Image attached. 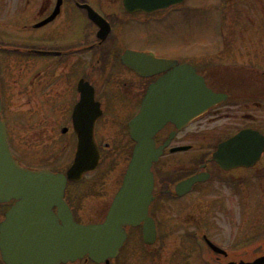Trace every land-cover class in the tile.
Returning <instances> with one entry per match:
<instances>
[{
	"label": "flooded vegetation",
	"instance_id": "1",
	"mask_svg": "<svg viewBox=\"0 0 264 264\" xmlns=\"http://www.w3.org/2000/svg\"><path fill=\"white\" fill-rule=\"evenodd\" d=\"M4 1L0 0V4ZM19 2V7L17 6L15 10L10 9L13 13L6 16L8 23L2 25V29H5H0V70L18 69L23 65L34 69L36 113H74L77 104L84 97L93 96L94 105L104 113L96 128L98 145L102 150L110 144L99 140V133L104 131L107 125L112 127L117 115H124L125 110L122 106L133 107L138 111L148 87L163 74L142 76L135 70L133 62L131 64L124 62L123 55L128 51L153 54L160 58L176 59L179 63L192 64L209 88L227 96V99L209 108L204 119L208 116L212 122L231 120L229 131L233 134L246 128L263 130L264 78L258 76L264 74V71L250 66L247 61L231 60L235 53H243V43H238L237 40L244 38L241 37L242 24L232 25V22H235L232 18L236 12L232 14L229 9L235 7V4L228 3V0H214L212 4L210 3L211 6L226 7L230 11L228 14L225 13L222 22L228 28L227 31L231 32V42L228 43L233 48L227 49L223 46L219 58L227 61L219 62L220 64L213 63L210 59L194 57L191 60L182 56L169 57L159 54L181 52L178 50L180 37L177 35L176 39H170L166 38V35L178 25L176 23L182 22L185 10L187 13L192 10V14L202 12L199 5L190 4L189 0L154 12L130 10L125 0H19ZM16 5L14 0L9 4L14 7ZM0 11L3 12L4 9L0 8ZM53 15L55 16L52 18ZM241 19L243 15L240 14L236 22L241 23ZM171 20L176 23L170 22ZM238 33H241V36ZM140 40L148 44L137 45ZM182 44H185V39L182 40ZM82 112L95 113L90 110ZM110 113L116 116L108 117ZM124 121L128 125V119ZM200 121L201 119L194 121L191 126L195 127ZM101 124L103 129L100 128ZM175 129L173 124H168L162 133L157 135V144L164 143ZM62 133L60 131V134ZM182 133L184 129L176 132L165 154H170L171 147L181 145L179 140L183 139ZM198 137L199 132L191 139ZM124 141L125 143L120 144H126L122 146L128 147L130 143L126 139ZM67 143L71 144V140ZM251 170H254L255 175L257 173L258 176H262L264 164L260 163L253 169L236 168L228 171L225 183L228 181L230 188L244 185L248 171ZM210 179L194 186L200 196L208 193V190L202 189V185L208 183ZM175 186L168 177L157 178L155 201L164 196L175 198ZM260 192L262 193L259 196L260 204L255 210L248 205L245 206L248 194L246 199L241 194L243 202L241 201L239 207L242 211L240 213L246 215L245 221L241 223L243 226L240 227L241 237L229 243L225 249L227 253L213 252L208 256L209 259L203 263L201 261L200 264H254L258 258L264 256V190ZM12 204L13 202L7 204L6 210L0 209V222ZM157 207L162 208V205ZM251 213L258 215L255 222L249 221ZM158 239L159 233L155 243ZM84 260L86 263L91 261L88 258ZM0 264H5L1 257Z\"/></svg>",
	"mask_w": 264,
	"mask_h": 264
},
{
	"label": "rangeland",
	"instance_id": "2",
	"mask_svg": "<svg viewBox=\"0 0 264 264\" xmlns=\"http://www.w3.org/2000/svg\"><path fill=\"white\" fill-rule=\"evenodd\" d=\"M213 1L189 0L190 4L199 5L200 8L204 7V12L192 14V10L189 13L185 10L182 22L176 23L171 20L170 22L178 25L173 27L166 38L176 39L178 35L181 39L178 50L181 52L159 54L169 57L182 56L191 60L194 57L210 59L213 63L227 61V59H220L219 53L222 52L223 46L227 49L233 48L228 43L231 42V32L227 31L228 28L222 22L225 13L228 14L231 10L232 14L236 12L232 18L235 19L232 25L234 23L242 24V36L241 33L238 35L244 38V40H237L238 43H243V53H235L231 60L247 61L250 66L264 71V0H234L235 7L229 10L226 7L211 6L210 3L212 4ZM14 2L17 3L16 7L9 6L13 0H5L3 4H0V8L4 9L3 12L0 11V29L3 24L8 23L6 16L13 13L10 11L19 7V0H14ZM240 14L243 15V19H241V23H238L236 19ZM32 33L33 31L30 34ZM183 39H185L184 45L182 44ZM147 44L143 40L137 42L139 46ZM33 74L34 69L28 66L24 67V65L18 69L0 70V97L5 102L4 113L11 134V147L14 153L23 160V163H26L25 166L48 165L43 167H52L62 171L72 160L69 155L73 158L76 150V137L71 118L68 113L35 112L34 102L37 98L33 94ZM258 77L264 78V74L262 73ZM37 107L40 109L39 106ZM122 109L125 110L124 115L116 116L110 113L108 117L116 116L113 121L114 125L112 127L107 125L105 130L99 133L101 141L111 145L109 149H105L108 155L104 164L102 163L95 172L85 175L79 184L71 183L69 185L68 198L72 202L79 222L103 221L113 195L121 185L131 153L130 148L122 146H126V144H120L125 143L124 137H127L125 135V133L127 134V123L124 119H129L132 114L137 112V109H133V107L122 106ZM230 122L232 121L228 119L212 122L207 116L195 127L186 128L181 134L183 139L179 140V143L192 145L193 148L181 152L175 157L169 155L161 164L154 167L158 178H161L160 174L162 177H168L175 181L183 178L190 171H198L202 164L207 163L213 177L211 181L202 185V189L208 190L205 196H200L197 190L184 199L157 200L156 205H162V209L154 208L151 215L158 221L160 229L158 241L152 246H147L141 242V227L130 230L128 246L126 244L117 264H200L201 261L203 263L209 259L208 256L211 254L204 243V235L222 247H227L235 237L240 236V227L243 226L241 223L246 218V215L240 213L242 211L239 207L241 201L243 202L241 194L245 196V199L248 194L245 206L248 205L252 210H255L260 204L259 196L262 195L260 189L264 190V174L262 179H258L250 171L246 176L248 181H244V185L230 188L229 182L225 183V173H221L210 161L217 142L231 134L229 131L231 130ZM64 126L69 127L68 133L71 135L66 133L67 135L62 134L59 137L57 133ZM100 128L103 129L102 124ZM262 131L264 133V128ZM198 132L199 137L192 140L191 138ZM119 135H121L120 138ZM69 140H71V144L67 143ZM170 156L171 158H169ZM177 159L181 161L178 164L176 163ZM243 183L241 182V184ZM236 184H240V182H236ZM4 208L6 210V205H0V209ZM250 215L249 221L255 222L258 215L255 213ZM181 260L186 262L181 263ZM77 264L95 263L80 261Z\"/></svg>",
	"mask_w": 264,
	"mask_h": 264
},
{
	"label": "water",
	"instance_id": "3",
	"mask_svg": "<svg viewBox=\"0 0 264 264\" xmlns=\"http://www.w3.org/2000/svg\"><path fill=\"white\" fill-rule=\"evenodd\" d=\"M125 1L130 10L151 12L184 0ZM127 57H134L135 65L139 66L136 70L144 76L172 70L150 87L140 112L130 121V133L136 142L133 157L122 187L102 223L76 222L64 200L68 180H80L84 173L95 170L99 164L100 151L94 139V127L102 113H77L82 106L91 103V99H83L73 113L78 146L67 175L23 167L9 149L6 125L0 113V203L16 200L0 224V250L6 263L59 264L88 255L98 263L109 264L127 239L126 227L142 222L145 242L155 241L156 225L149 216V206L154 199L152 165L159 160L170 140L157 147L154 137L168 122L182 128L212 106L217 96L190 65L140 53H128ZM145 68L153 69L145 71ZM185 149L187 147L172 151ZM263 150L264 136L245 130L222 142L214 159L225 170L251 167L260 159ZM208 178V174L202 173L184 180L177 185V193L184 195L194 184ZM54 207L58 208L57 212ZM256 263L263 264L264 257Z\"/></svg>",
	"mask_w": 264,
	"mask_h": 264
}]
</instances>
